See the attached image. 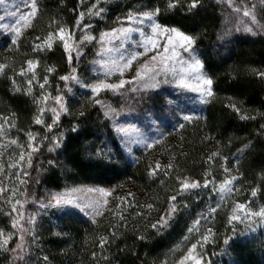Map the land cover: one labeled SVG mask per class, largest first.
Masks as SVG:
<instances>
[{"label":"trees","instance_id":"obj_1","mask_svg":"<svg viewBox=\"0 0 264 264\" xmlns=\"http://www.w3.org/2000/svg\"><path fill=\"white\" fill-rule=\"evenodd\" d=\"M88 3L89 0H85L84 7ZM167 3L168 0H109L105 5V18L92 22L98 28H110L116 25V18L123 16L129 9L159 7L161 12L158 19L161 22L179 25L197 38V54L213 78L214 97L207 105H197V112L192 115L194 119L191 122L178 120L169 111L168 101L176 94L159 92V95L151 93L131 97L127 102L131 112H136V116H151L158 124V130L163 133L162 144L135 152L133 160L122 150L111 123L99 106L78 90L74 96L68 97L72 114L63 116L61 127L55 130L64 133L65 146L49 152V141H43V147L40 152L33 154L32 166L27 169L30 173L25 178L27 183L19 186L20 190H26L27 197L17 192L21 201L27 200L26 213H34L38 219L35 240L26 237L30 242L25 256L28 264H44V256L49 258L48 264H165V261L175 264L176 257L188 244V241L183 240L185 235H189L187 228L201 214L207 217L209 207L217 206L219 196L210 186L209 189L178 197L179 213L170 221L169 227L157 233L151 224L164 215L168 208L167 198L177 187V172L172 173V178L163 177L164 183L161 184L159 180L153 182L147 178L146 167L149 162L155 161L165 164L174 155L180 174L202 179L208 167L206 157L214 151L227 156L229 167L234 174L239 169L243 180L238 182L239 191L229 197L228 204L221 202L222 206L214 217L201 220V232L207 227H212L216 232L215 243L209 242L205 246V259L212 261V264H264V225H254V230H245V225L239 224L237 232L233 234L226 223L233 200L251 201V206L257 210L264 206V135H261L264 117L260 115L264 113V80L256 76V72L264 71V30L260 27L264 25V13L260 12L259 0H244V3L235 0L241 8L245 4L257 5L259 24L255 26L257 34H252L245 30L249 18L243 17L242 11L239 14L234 12L220 0H200L198 7L191 12L188 11L189 0H180L179 6L170 11L166 10ZM39 4L41 14L35 20L34 27L25 33L19 52L7 50L4 38L0 37V63L9 65L5 73L0 74V115L15 113L12 118L16 129L12 130V136L22 141L26 140V130L39 132L42 136L53 134L45 133L33 123L37 106L32 95L39 96L41 90L38 86L33 88L32 95L25 91H14L12 69H19L22 62L29 58L25 53L37 55L31 53L34 37L47 33L51 19L72 25L75 21L73 9H81L79 0H39ZM89 49L81 57L79 64L82 68L94 57ZM38 55L40 64L37 74L41 82L45 67L54 65L56 72L49 77V90L54 93L58 85L63 88L58 76L67 73L68 64L62 48L57 45L54 50ZM15 79L18 87L27 88L21 77L16 76ZM182 97L179 103L185 107ZM229 103H235L247 114L255 115L256 119L240 120L236 113L225 107ZM81 111L86 113L84 117L79 115ZM184 114L191 115L189 106L179 113L180 116ZM78 122V131L72 132V126ZM180 123L185 126L180 128ZM205 137L211 139L205 140ZM250 142L255 147L244 149ZM101 147L115 153V159L119 162L110 165L98 163L94 153ZM7 159L5 155L4 160ZM50 159L55 161V166L48 164ZM215 175L218 179L222 175L219 162ZM0 179L11 187L7 178ZM75 186L111 188L115 190V196L127 197L134 204L142 206L152 203L155 207L151 211L146 207L127 208L126 220L119 222L121 226L116 239H112L110 233L111 225L118 221L108 209L97 218L98 223L93 224L75 212L68 216L52 208L46 211L37 208L46 195ZM252 188L258 190L256 197L251 196ZM128 193H132L134 199L128 197ZM109 201L111 208L119 203L113 197ZM185 204L188 205L186 208ZM10 210V205L0 197V228L6 231L12 230V217L6 215ZM136 211L148 214L136 216ZM225 233L234 237L227 246L223 244ZM140 234L146 235L148 239L138 240L136 237ZM101 236L109 238V243L103 249L99 246ZM15 242L14 238L10 248L15 247ZM177 245L180 248L173 252ZM93 252L96 254L95 260ZM14 255L11 251H0V264H24L23 261H14Z\"/></svg>","mask_w":264,"mask_h":264},{"label":"snow or ice","instance_id":"obj_2","mask_svg":"<svg viewBox=\"0 0 264 264\" xmlns=\"http://www.w3.org/2000/svg\"><path fill=\"white\" fill-rule=\"evenodd\" d=\"M81 9L75 12V21L72 25H65L58 19H51L49 22V30L43 36L34 37L31 47V53L37 54L30 56L29 53L24 55L27 58L22 62L19 69L13 68L12 86L14 91H25L26 94L32 95L33 88L39 87L40 95H32L33 102L37 106L36 113L33 116L34 125L40 126L45 133H52V136L41 135L39 132L31 130L25 131L26 140L22 141L19 137L12 136V130L16 129V124L12 117L0 115V177L8 179L11 187L4 184L0 179V197L4 198V202L10 205V212L6 215L12 217L11 229L6 231L0 228V251H11L15 255L14 261H23L28 264L25 259L29 240L31 237L34 241L36 237V227L38 226L37 215L34 213H26L25 204L27 200L21 201L17 197L20 195L27 197L26 190H20L19 186L25 185V179L30 175L27 169L32 166L33 154L40 152L43 147V141H49L48 151L52 152L65 146L64 133L57 132L62 124L63 116L72 114L68 96L75 95L74 86L85 89L83 95L94 105L99 106L103 110L105 118L115 121L117 111L110 104L101 98V94L112 93L115 96L123 97L127 93L132 94H151L159 95V90L165 86L172 87L179 94L168 101L169 111L178 120L191 122L194 117L192 115L179 113L187 109V103L181 108L179 100L180 96L184 97L186 102L207 105L211 102L215 92L213 88V78L205 70L202 58L197 54L196 37L189 32L182 30V27L175 24L161 22L158 18L161 9L152 7L146 9L132 8L123 16H118L114 23L115 27L98 28L92 21L94 19L103 20L107 13L105 5L109 0H89L88 6L84 7L85 0H79ZM23 10L19 4L7 6V0H0V6L4 7V15H0V37L4 38L7 44V50L19 52L21 42L25 33L34 27L35 20L41 14L39 0H22ZM200 0H189L188 11L196 9ZM229 8L236 13L243 14V17L249 18L245 24V30L252 34H257L256 25L259 24L257 18V5L245 4L243 8L235 3V0H226ZM244 3V0H241ZM261 5L260 12L264 13V0H259ZM180 4V0H168L166 10H174ZM8 19V22H4ZM55 25V27H53ZM264 30V25H260ZM59 45L64 53L65 60L68 64L66 74L58 76L59 81L63 82V88L59 85L55 92L49 90L50 75L56 72L55 66H46L45 75L38 77L37 68L39 67L40 53L52 51ZM89 47L95 49V57L90 63L92 64V77L81 78L78 65L81 57L85 56V50ZM9 67L6 63H0V74H4ZM16 76L22 78L27 88L22 89L17 86ZM256 76L260 80H264V71L256 72ZM48 86V87H46ZM194 94V95H193ZM229 99H233L229 97ZM232 112L236 113L240 120H255V115H249L235 103L225 105ZM81 117L86 115L85 112L79 113ZM264 117V113H260ZM199 119V117H195ZM183 128L185 125H178ZM79 122L71 128L72 132H77ZM17 131H19L17 129ZM118 133H123L124 147L128 152L132 151V144H142L145 148H152L155 145L163 143V133L159 138L148 140L139 128L130 126L124 128L117 127ZM261 135H264V124H261ZM122 137V138H123ZM211 137H205V140ZM255 146L246 144L244 149L251 150ZM244 150H241L243 154ZM5 155L8 156L7 161L4 160ZM95 159L101 165H110L118 163L115 159V153L110 149L106 150L101 147L94 153ZM219 162L221 177L218 179L215 175V168ZM239 160L237 159V163ZM208 167L202 174V179H194L188 175H182L177 170L176 158L172 155L167 163L162 164L160 161L149 162L146 167L147 178L153 182L159 180L164 183L163 177L172 178V173L177 172L175 180L177 182L176 190L168 196V208L164 215L158 217L156 222L151 224V228L157 233L162 229L170 226V221L179 213L178 197L185 194L193 193L200 189L214 190L219 201L216 207H209L208 216L201 214L200 218L195 219L192 226L187 228V233L183 237L188 244L184 250L175 259V264H212V261L205 259V246L209 243H215L216 232L212 227H207L203 232L200 231L201 220H207L208 217H214L218 209L223 204H228L229 197L238 192V182H242L243 176L239 173V169L234 174L229 167L227 156H222L219 151L210 153L205 160ZM50 166H55V161L48 160ZM264 174V173H262ZM13 177L15 179H13ZM78 189H70L63 193L50 194L47 202H39V208L48 210L56 208L65 213L72 215L74 209L88 215L93 224H97V217L104 215V210L108 209L113 213V217L118 221L111 225L112 232L110 236L116 239L118 229L121 226L119 222L126 220L127 208L146 207L149 211L154 209V204L147 205L134 204L127 197L115 196L114 189L90 188L89 193L95 192V198H81L75 195ZM257 189H251V196H257ZM108 197H113L119 203L115 208L109 207L110 201ZM128 197L134 196L128 193ZM222 202V203H221ZM252 202H239L233 200L229 207L226 217V223L230 226L231 232H237V225L244 224L245 230H254V225H264V206L258 210L254 209ZM188 205L185 204L186 208ZM15 213V216L12 214ZM146 212L136 211V216L147 215ZM127 227L126 224L123 225ZM59 235V233H57ZM16 240L15 247L10 248L13 240ZM138 240L145 241L148 239L146 235L140 234L136 237ZM232 235L225 233L223 240L224 245H229L233 240ZM109 243V238L101 236L99 246L101 249ZM180 248L177 245L172 251L175 252ZM95 260L96 254L92 253ZM106 259V258H105ZM49 258L43 257L44 264H48ZM165 264L167 262L165 261Z\"/></svg>","mask_w":264,"mask_h":264},{"label":"rangeland","instance_id":"obj_3","mask_svg":"<svg viewBox=\"0 0 264 264\" xmlns=\"http://www.w3.org/2000/svg\"><path fill=\"white\" fill-rule=\"evenodd\" d=\"M220 1L226 3V0H220ZM12 4H19L21 10H23L22 0H7V6L8 7H11ZM0 15H4V7L3 6H0ZM4 22L5 23L8 22V19L6 18V20ZM115 26L116 25H114L113 27H115ZM89 52H90V54L93 53L94 57H95V49L90 47ZM92 60L93 59H91V61ZM92 67L93 66L90 62L88 63V65L85 68H82L80 66V64L78 65L79 72L81 74L82 79L92 77V75H93V73L91 71ZM74 88H75V93L77 92V90H78V92L80 91L82 93L87 91L85 89H80L78 86H74ZM159 92L172 93V94L179 95L175 89H173L172 87H168V86H165L163 89H160ZM137 95L138 94L127 93L125 96L120 97V96H115L112 93H107V94L102 93L101 94V98L103 100H105L108 104H110L117 111V116H116L115 121L109 120V119L108 120L111 123V126H112V128H113V130L117 136V139L120 143L122 150L124 151V153L127 155V157L130 160L134 159L135 152H138V151L141 152L144 150H148L149 148H145L142 144H132L131 145L132 151L128 152L124 147V140L127 139V137H123V133H118L116 131L117 127L122 126L124 128H128L130 126H134L136 128H139L140 131L144 134V136L148 140L159 138L161 135V132L158 130V124L152 119L151 116H148V115L136 116L137 113L134 111L131 112V109L127 106L128 100L131 97H135ZM71 96H74V95H70L68 97H71ZM182 98H184V97H182ZM182 101H184L183 102L184 106L187 103V106L190 107L191 115H193L194 113L197 112V107H198L197 105L199 104L198 102H196V103L186 102L184 99ZM180 106H181V108H184V107H182L181 104H180ZM101 111L103 112L102 109H101ZM103 114H104V112H103ZM90 188L95 189V188H99V187L75 186V187L66 188V189H64L60 192H56V193H63V192L69 191L70 189H78L79 191H77L75 193L76 196L81 197V198H89V197L95 198L97 195L95 192L89 193L87 191ZM105 189H111V188H105ZM50 194H53V193H50ZM50 194H48L44 198H42L41 201L47 202L48 198L50 197ZM109 198L110 197H108V199ZM37 208L39 209V205ZM52 209L56 210L60 214L64 213V212H62L56 208H52ZM41 210H43V209H41ZM73 212L77 213L78 215L82 216L83 218H85L87 220H90L88 215H85L84 213L80 212L78 209H74ZM97 218H99V217H97Z\"/></svg>","mask_w":264,"mask_h":264}]
</instances>
